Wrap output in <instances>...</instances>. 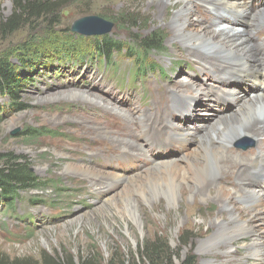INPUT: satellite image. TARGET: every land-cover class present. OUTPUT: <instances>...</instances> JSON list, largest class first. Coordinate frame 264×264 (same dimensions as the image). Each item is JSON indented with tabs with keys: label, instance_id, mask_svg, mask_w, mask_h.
Wrapping results in <instances>:
<instances>
[{
	"label": "rangeland",
	"instance_id": "1",
	"mask_svg": "<svg viewBox=\"0 0 264 264\" xmlns=\"http://www.w3.org/2000/svg\"><path fill=\"white\" fill-rule=\"evenodd\" d=\"M241 1L247 10L246 16H238V13L227 11L220 5H213L211 10L194 6L192 16L197 21L194 20V25H190L188 30L200 27L216 30L222 24L227 28L232 24L231 16L240 17L244 28L241 35L248 38L264 68V0ZM157 6L159 0H69L56 13L57 27L53 30L59 34L58 39L65 38L64 34L70 32L74 21L87 16H100L116 21L117 24L107 35L125 44V48L130 37L143 38L158 31L165 38V52L152 53L148 57L154 72L148 71L143 78L133 80L129 75L134 67L132 62L122 54H115L118 68V79L115 80L104 73L101 65L93 60L95 57L68 59L47 50L49 52L44 56L38 57L40 54L36 53L33 68L28 66L19 73L23 83L17 103L23 109H13V101L0 96V156L10 153L23 157L31 172L38 179L47 181L48 186L44 191L21 192L12 209L0 202V254L9 260H36L46 253L70 256L77 262L81 256L93 252L103 264L111 259H115L114 264L122 260L126 264H139L142 244L157 239L164 240L170 250L178 253L173 258L174 264H264V252L256 256L254 235L233 238L225 243L202 244L215 233L212 229L206 230L205 225L199 222H209L219 209L216 203L200 205L188 221L186 212H183L179 214V220L177 217L174 221L164 220L161 216L155 223L152 220L155 215L148 211L141 196L131 194L130 198L141 215V234L126 215L107 203L106 197L112 196L115 191L105 192L104 185L98 181L92 187L83 175L68 169L69 166L90 167L108 175L135 178L151 166L147 158L157 162L181 158L184 150L171 146L157 153L155 149L158 148L146 147V158L125 153L139 163L140 169L135 171L129 166L127 157L120 159L124 155L123 150L98 138L95 129L119 140L127 137L137 142L140 141V134L147 137L153 134L155 138L164 140L169 138L167 123L170 121L171 125L186 126L197 133L201 131L197 125L210 126L213 120L210 114L214 117L230 116L239 109L241 101L231 107L215 104L221 91L227 89L231 92L228 86L239 87L232 82L234 79L229 82L230 78L238 75L237 71L221 74V68L207 65L200 56H190L187 53L189 50L171 42L168 25L179 4L166 7L161 19L156 15L160 12ZM13 8L12 0H0V20L9 17ZM122 14L130 15L129 22L135 27L128 30L126 25H118L120 19L117 15ZM256 14L260 17L256 18ZM254 16L255 20H252ZM47 26L45 23L28 25L10 37L0 39V54H6L33 39L38 41V38L44 37V42ZM229 28L233 29V26ZM10 64L20 68L15 56ZM121 80L123 82L120 83ZM185 80L193 83L196 86L194 89L204 90V93L192 96L191 110L189 106H176L184 100L180 97L184 94L180 93L179 83ZM218 83L222 86L221 90L216 89ZM245 83L247 86L240 91L248 97L252 91L249 82ZM252 88L255 91L256 88ZM79 92L97 98L105 107H95L77 96L66 98L69 93ZM121 114L128 116L127 119L120 117ZM27 129L49 133L28 141L20 138V134ZM260 144L264 146V142ZM243 145L245 149L241 148ZM234 146L237 151L234 152L244 158L253 155L259 144L255 145L250 137H241L234 141ZM260 150L264 152V147ZM118 165L121 170H126L117 173L115 169ZM133 178L121 179V185ZM233 207L236 214L244 216L238 204H233ZM165 209V206L161 207L158 214L163 215ZM178 221H183V224H178ZM253 224L255 230L257 224L261 226L258 220Z\"/></svg>",
	"mask_w": 264,
	"mask_h": 264
},
{
	"label": "bare ground",
	"instance_id": "2",
	"mask_svg": "<svg viewBox=\"0 0 264 264\" xmlns=\"http://www.w3.org/2000/svg\"><path fill=\"white\" fill-rule=\"evenodd\" d=\"M177 3L179 9L175 11L168 25L172 34L171 42H177L189 50L187 53L190 56H200L207 65L221 68V74L237 71L238 75L230 78L229 82L234 79L232 82L239 86H234L231 91L235 94L236 102L241 101L239 109L230 116L227 114L214 117L210 114L213 118L210 126L197 125L201 130L197 133L188 130L186 126L180 128L174 124L171 125L170 121L167 123L169 138L165 140L178 142L184 150L182 157L158 162L147 158L151 166L137 177L134 176L135 178L127 177L133 179L125 185H121L120 180L127 178L121 175H108L90 167L69 166L68 169L83 175L92 187L98 181L104 185L105 192L115 191V194L106 197L107 203L126 215L141 234L142 219L130 198L131 194L141 196L148 211L155 215V218H152L155 223L161 216L166 220L174 221L176 217L179 220V214L183 212H186L185 218L188 221L200 205L216 203L219 209L214 212L209 222L205 223L203 220L199 222L200 225H205L206 230L212 229L215 233L202 244L225 243L233 238L254 235L256 236V256H258L264 252L262 236L264 235V189H261L264 186V152L260 150L264 147L260 144L264 142V68L248 38L241 35L244 28L242 29V22L240 24V17H230L233 29H230V26L225 28V24H222L218 25L216 30L208 27L188 30L196 20L192 16L194 6L211 10L213 5H220L227 11L233 10L238 13V16L248 15L247 10L243 7L241 0H159L157 7L160 12H157V17L163 18V10ZM257 17H260V14H256ZM251 19L255 20V16ZM245 82H249V89L252 91L248 97L240 91V88L244 89V86H247ZM179 86L180 93L188 96L181 95L180 97L184 100L179 101L176 106L178 108L189 106L191 110L192 96L197 95L198 92L204 93V90L194 89L196 86L187 80L181 81ZM253 86L256 88L255 91ZM224 93L225 91H221V94ZM75 96L81 97L83 102L95 107L101 109L105 107L101 106L102 103L97 98H91L82 92L69 93L66 98ZM208 96L211 97L210 93ZM120 117L127 119L128 116L121 114ZM94 132L98 138L107 140L111 145L123 150L124 155L127 153L137 158H146V147L154 145L153 134L149 137L140 134L138 138L140 141L136 142L127 137L115 139L99 129H95ZM241 137H250L255 145L259 144L255 146L256 152H253V155L242 158L236 154L234 141ZM162 147L157 143L155 148ZM116 197H118L117 200H115ZM233 204L240 206L239 210L243 211V217L236 214ZM163 206L166 208L165 212H162L163 215L158 214ZM256 220L260 221L261 226L255 224L258 227L255 230L253 222ZM183 221H178V224L182 225Z\"/></svg>",
	"mask_w": 264,
	"mask_h": 264
},
{
	"label": "trees",
	"instance_id": "3",
	"mask_svg": "<svg viewBox=\"0 0 264 264\" xmlns=\"http://www.w3.org/2000/svg\"><path fill=\"white\" fill-rule=\"evenodd\" d=\"M69 0H12L13 12L7 18L0 20V39L10 37L20 31L25 26L37 23L47 24V32L42 38L30 40L28 43L20 44L6 54H0V96L13 101V109H23L19 101L18 94L22 87L23 80L19 73L28 68L34 67L33 58L36 53L40 56L47 55V50L56 52L55 55L65 56L68 59L81 57H95L93 60L102 68L104 73L114 77L118 76V68L114 56L122 54L125 59L132 62V73L129 75L133 80L143 78L148 71L154 72V66L148 63L147 59L152 53H164L165 38L158 32H152L147 36L130 37L128 47L125 44L114 41L109 35L82 37L67 31L65 38L58 39L59 34L55 31L57 27L56 13ZM99 18L116 25V21L108 18ZM118 25H126L128 30L135 27L129 22L130 15H117ZM51 39V41H50ZM116 54V55H115ZM15 56L18 59L19 67L10 64V60ZM98 67V66H97ZM118 79V78H117ZM123 82L122 80L119 81ZM126 84V83H125ZM43 132V133H42ZM47 131L38 132L37 130L27 129L20 134V138L32 141L48 134ZM47 181L38 179L30 170L29 164L21 156H14L10 153L0 156V202L10 209L19 198L21 192L44 191L48 186ZM141 262L139 264H174L173 258L178 253L170 250L164 240H153L142 244L139 249ZM115 259L108 260L106 264H114ZM0 264H103L100 258L93 252L81 256L74 262L70 256L49 255L43 253L36 260L13 259L9 260L0 254ZM118 264H126L122 260ZM128 264V263H127Z\"/></svg>",
	"mask_w": 264,
	"mask_h": 264
},
{
	"label": "water",
	"instance_id": "4",
	"mask_svg": "<svg viewBox=\"0 0 264 264\" xmlns=\"http://www.w3.org/2000/svg\"><path fill=\"white\" fill-rule=\"evenodd\" d=\"M113 25L96 16H87L74 21L70 27L73 34L82 37L104 36L110 33ZM240 147V146H239ZM245 149L246 146L241 147Z\"/></svg>",
	"mask_w": 264,
	"mask_h": 264
}]
</instances>
